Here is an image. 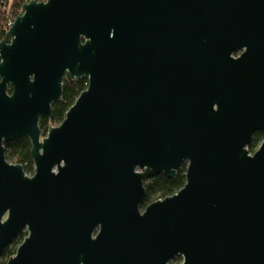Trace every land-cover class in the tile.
I'll list each match as a JSON object with an SVG mask.
<instances>
[{"label": "water", "instance_id": "1", "mask_svg": "<svg viewBox=\"0 0 264 264\" xmlns=\"http://www.w3.org/2000/svg\"><path fill=\"white\" fill-rule=\"evenodd\" d=\"M21 10L0 41V253L25 233L6 264H264V0ZM66 78L87 87L42 135ZM20 136L29 175L5 155ZM183 164L142 210L143 173Z\"/></svg>", "mask_w": 264, "mask_h": 264}, {"label": "trees", "instance_id": "2", "mask_svg": "<svg viewBox=\"0 0 264 264\" xmlns=\"http://www.w3.org/2000/svg\"><path fill=\"white\" fill-rule=\"evenodd\" d=\"M25 0H0V19L4 17L8 11H13L22 5ZM44 1V0H37ZM87 79H64L62 86L61 98L51 104V117L49 119L41 117L39 120L40 129L47 132V128L51 124H58L61 122L66 110L74 102L77 95L81 90L87 87ZM264 138V131H256L252 135L251 141L248 145V149L252 151L255 147L260 145V142ZM5 147V155L10 160H14L16 163H20L24 171L29 174L33 170V162L30 154L31 143L25 136L10 139L3 143ZM186 166V165H185ZM185 166H181L177 169L175 177L167 178L165 175L154 173L151 171H145L142 175V182L145 186L146 198L141 204L142 208L145 204L153 202V200L163 199L165 196L175 194L179 188L185 184ZM25 233L18 237H15L1 253L0 264H6L7 260L15 253L17 246L21 243Z\"/></svg>", "mask_w": 264, "mask_h": 264}, {"label": "built area", "instance_id": "3", "mask_svg": "<svg viewBox=\"0 0 264 264\" xmlns=\"http://www.w3.org/2000/svg\"><path fill=\"white\" fill-rule=\"evenodd\" d=\"M30 1V0H26ZM25 2V1H24ZM22 2V4L24 3ZM22 5L13 11H8L7 14L4 15L2 19H0V35L4 36L5 33L12 27L13 23L15 22V18L21 13Z\"/></svg>", "mask_w": 264, "mask_h": 264}, {"label": "rangeland", "instance_id": "4", "mask_svg": "<svg viewBox=\"0 0 264 264\" xmlns=\"http://www.w3.org/2000/svg\"><path fill=\"white\" fill-rule=\"evenodd\" d=\"M59 124V123H58ZM58 124H55V125H58ZM42 135H45L44 134V132H42ZM258 147H255L254 149H252V151H250V153L252 154V152L253 151H255L256 149H257ZM8 160H9V162H12L13 163V161H11L9 158H7ZM33 165V164H32ZM186 164H183V165H181V166H185ZM33 170H34V165H33ZM33 170L31 171V172H29V174H32L33 173ZM28 174V173H27ZM28 174V175H29ZM142 210H143V208H142ZM19 246V245H18ZM17 246V247H18ZM182 258H181V256L180 255H178V256H175V257H172L171 258V260L168 262V264H181L182 263Z\"/></svg>", "mask_w": 264, "mask_h": 264}, {"label": "flooded vegetation", "instance_id": "5", "mask_svg": "<svg viewBox=\"0 0 264 264\" xmlns=\"http://www.w3.org/2000/svg\"><path fill=\"white\" fill-rule=\"evenodd\" d=\"M9 33V32H8ZM8 33H5V35L4 36H1L0 35V41H1V39H7V41L9 42L10 41V39H11V37L8 35ZM241 51L242 50H238V51H236L235 53H233L232 54V56H234V57H236V56H238L240 53H241ZM46 134V133H45ZM7 158V157H6ZM31 159H32V157H31ZM8 160V159H7ZM9 161V160H8ZM12 161V160H11ZM33 162V161H32ZM12 163V162H11ZM13 163H15V164H18V163H16L14 160H13ZM186 167V166H185Z\"/></svg>", "mask_w": 264, "mask_h": 264}]
</instances>
